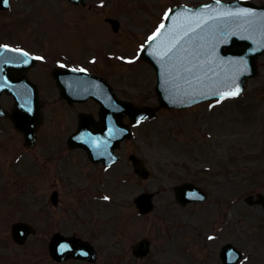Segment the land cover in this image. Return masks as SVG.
Instances as JSON below:
<instances>
[{"label":"rangeland","instance_id":"374dc122","mask_svg":"<svg viewBox=\"0 0 264 264\" xmlns=\"http://www.w3.org/2000/svg\"><path fill=\"white\" fill-rule=\"evenodd\" d=\"M87 1L93 10L73 7L66 0H11L10 10H0V45L21 44L42 52L43 58L48 53L63 54L89 65V57L99 58L97 43L105 41V47L106 41H111L122 51L115 50L117 53L138 54L144 41L133 32L153 29L173 6H196L212 0ZM250 1L264 5V0ZM104 17L118 21L119 35L111 36ZM137 57L133 60L135 67L121 65L117 59L111 69V82L120 98L156 105L155 74L144 63H138ZM46 63L43 60L30 75L42 97L52 94L53 79ZM99 65L104 72L105 65ZM258 67V77L246 83L241 97L213 107L161 112L155 120L138 127L123 154L130 149L137 152L148 164L152 177L122 184L120 178L126 177L130 166H117L113 173L117 181L100 186L104 196L108 190L113 193L111 204L87 199L85 195L92 190L82 193L80 203L72 200L86 187L84 178L91 177L80 164L66 161L62 169L58 163L49 167L48 144L58 141L66 132L64 127L72 126L68 120L71 110L63 104L44 107L40 130L44 148L33 152L32 158L21 151V137L11 125L0 120V264H54L47 256L44 234L40 233L52 231L53 225V232L78 235L96 245L97 264H221L219 250L226 242L243 252L241 264H264L263 210L243 202L248 195H264V56ZM1 104L9 109L12 102L2 98ZM32 159L39 162L40 170L31 166ZM188 175L206 179L208 183L203 187L209 195L207 202L178 205L172 187L189 181ZM53 190L61 192L56 207L49 205ZM142 191L157 193L154 211L145 217H139L132 204ZM21 219L33 223L39 231L23 247L12 243L9 224ZM145 236L152 241V255L135 260L129 246Z\"/></svg>","mask_w":264,"mask_h":264},{"label":"water","instance_id":"95a60500","mask_svg":"<svg viewBox=\"0 0 264 264\" xmlns=\"http://www.w3.org/2000/svg\"><path fill=\"white\" fill-rule=\"evenodd\" d=\"M2 4L4 6L5 3ZM3 6L0 2V8H5ZM262 53L264 7L216 3L198 10H175L141 56L158 73L156 90L161 105L181 108L216 97L233 96L232 93L237 90L239 93L243 82L255 75L254 60ZM153 111L147 109L151 114ZM32 114L31 108L19 104L16 111L7 116L18 129L32 138L30 126L35 120ZM133 165L138 173L137 168L140 167L135 161ZM260 203L264 206L262 198ZM142 204L140 202V208ZM142 211H146L145 206H142ZM27 235L28 231L24 229L22 238L15 237V240L22 243ZM60 243L63 241L53 239L51 255L55 259L71 255L65 251L57 256L55 249ZM139 247L141 250L136 255L144 256L148 243L142 242ZM224 253H229L233 259L237 257L230 250Z\"/></svg>","mask_w":264,"mask_h":264},{"label":"snow or ice","instance_id":"6c2138e0","mask_svg":"<svg viewBox=\"0 0 264 264\" xmlns=\"http://www.w3.org/2000/svg\"><path fill=\"white\" fill-rule=\"evenodd\" d=\"M238 91H239V90H237V92H238ZM237 92H233V93H232V95H236V94H237Z\"/></svg>","mask_w":264,"mask_h":264}]
</instances>
